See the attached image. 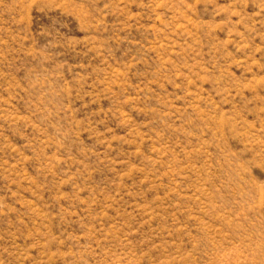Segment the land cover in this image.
<instances>
[{
    "label": "rangeland",
    "instance_id": "rangeland-1",
    "mask_svg": "<svg viewBox=\"0 0 264 264\" xmlns=\"http://www.w3.org/2000/svg\"><path fill=\"white\" fill-rule=\"evenodd\" d=\"M0 264H264V0H0Z\"/></svg>",
    "mask_w": 264,
    "mask_h": 264
}]
</instances>
